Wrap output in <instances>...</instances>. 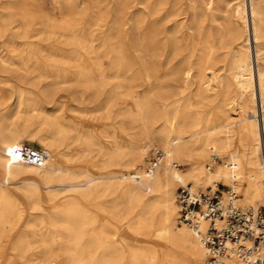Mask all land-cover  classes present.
I'll list each match as a JSON object with an SVG mask.
<instances>
[{
    "label": "bare ground",
    "instance_id": "6f19581e",
    "mask_svg": "<svg viewBox=\"0 0 264 264\" xmlns=\"http://www.w3.org/2000/svg\"><path fill=\"white\" fill-rule=\"evenodd\" d=\"M48 2L0 0V63L46 88L0 97V262L206 264L176 191L218 184L264 208V0ZM62 84L95 103L62 93L46 108ZM25 139L43 166L6 156Z\"/></svg>",
    "mask_w": 264,
    "mask_h": 264
},
{
    "label": "built area",
    "instance_id": "2783aa9c",
    "mask_svg": "<svg viewBox=\"0 0 264 264\" xmlns=\"http://www.w3.org/2000/svg\"><path fill=\"white\" fill-rule=\"evenodd\" d=\"M6 156L36 167L45 162V155L33 147L14 146L6 151ZM162 158L163 152L154 150L147 167L150 174L155 172ZM216 186V190L210 189L206 193L193 192L188 187L177 190L179 219L200 235L208 253L206 264H220L221 257H232L239 264H246V257L252 252L261 254L254 264H264V208L242 211L233 204L236 195L229 188L228 201L223 205L220 185ZM202 222L208 223L204 231H201ZM248 242L251 243L249 247L245 245Z\"/></svg>",
    "mask_w": 264,
    "mask_h": 264
},
{
    "label": "rangeland",
    "instance_id": "374dc122",
    "mask_svg": "<svg viewBox=\"0 0 264 264\" xmlns=\"http://www.w3.org/2000/svg\"><path fill=\"white\" fill-rule=\"evenodd\" d=\"M48 1L49 0H41L42 4L44 6H46V7H47V5L49 6V2ZM225 9L226 8L224 6L223 7L216 6L214 8V10L216 11V13L219 16H221V14L223 13V11ZM219 24H221V22H219ZM252 50H253V45H252ZM252 57H253L252 58L253 67H255V69H256V58L254 57L253 52H252ZM39 61L42 62V63H45L49 68L52 67V65H53V63H52V61L50 59L43 58L42 56L39 58ZM12 67H9L8 65L6 66V65H3V64L0 63V71L1 72L7 73V74L10 75V77L14 78L16 81H19V82H11V83L10 82L0 83V97H2V96L9 97V100H10L9 103H13L15 101L14 100V97H13V93H14V91L16 89V83H19V84H22V85H25V86H29V85H31V84L34 83V84L37 85V89L40 92H42L43 90L46 89L45 88V82L44 81H43V83L42 82H39V81L36 82V80H33V77L27 76L25 74H22L18 70V67L17 66H15L13 68ZM51 93H53L54 96L53 97H50V98L46 97L45 95H42L41 96V99H43V102L46 104V108H48V109L52 107L53 103L56 100L55 99L56 96L61 95L62 93L63 94H66V95H69V96L71 95V96L75 97L78 102H81V101L85 100L86 102L83 105H87L88 102L89 103H95L94 98H90L87 95H80V93L78 94L77 90L73 86L68 85V84H64V85L62 84L60 86H57V87L52 88ZM1 112L2 111H1V108H0V115L2 114ZM99 115H100V118H104L103 114H99ZM32 129H36V128H32ZM22 144H23L24 147L25 146L26 147H33V148H37L38 150H41L40 145L36 141H31V140L25 139L22 142ZM219 160H217L216 163H221V161H219ZM204 165H205L204 167L206 168V166L208 164L205 163ZM178 187L180 188L182 186H178ZM186 187H189L191 189L190 186H186ZM222 188H224V189H222ZM208 190H210V189H208ZM227 190H228V188L223 187V186H220V191L222 193L223 192L224 193H227L228 192ZM207 191H205V192H207ZM229 191H230V189H229ZM176 197H177V191H176ZM24 221H25V219L22 222L19 223V227H21L23 225ZM18 231H19V229H17L16 231H14V232L11 233L10 240H13L18 235ZM128 236H129V234H128ZM4 260H5V258H3L1 260L0 264H3Z\"/></svg>",
    "mask_w": 264,
    "mask_h": 264
}]
</instances>
